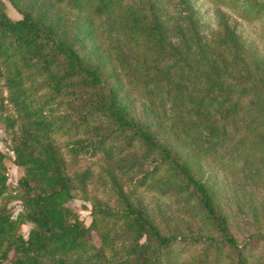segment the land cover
Returning a JSON list of instances; mask_svg holds the SVG:
<instances>
[{
    "label": "rangeland",
    "instance_id": "374dc122",
    "mask_svg": "<svg viewBox=\"0 0 264 264\" xmlns=\"http://www.w3.org/2000/svg\"><path fill=\"white\" fill-rule=\"evenodd\" d=\"M0 1L8 17L29 13L98 65L103 85L114 88L126 110L203 182L233 240L207 217L174 169L146 157V171L118 177L170 238L159 255L155 243L128 228L102 153L71 152L68 143L85 134L66 121L48 138L74 186L66 205L90 227V243L103 248V264H238L239 256L246 264H264V0H114L107 9L96 0ZM0 71L3 111L16 116L3 66ZM29 75L25 86H37L36 96L42 95V77ZM49 106V118L64 110L55 101ZM12 145L0 121L6 182L15 186L22 169ZM126 150L142 155L136 142ZM16 196L15 189L0 195V206L12 216L21 208ZM30 226L20 225L23 237Z\"/></svg>",
    "mask_w": 264,
    "mask_h": 264
},
{
    "label": "trees",
    "instance_id": "16d2710c",
    "mask_svg": "<svg viewBox=\"0 0 264 264\" xmlns=\"http://www.w3.org/2000/svg\"><path fill=\"white\" fill-rule=\"evenodd\" d=\"M96 1L98 8L107 9L114 0ZM0 66L4 68L8 101L16 113H4L0 100V121L11 133L13 161L22 169L16 185H8L0 151V195L15 189L21 200L14 216L0 206V264H103V248L90 243V227L66 205L74 186L63 169L62 156L48 138L66 121L77 131L82 127L85 134L68 143L71 152L102 153L108 179L123 203L121 215L128 228L155 243L159 255L167 251L170 238L159 232L145 209L123 190L118 177L121 172L132 175L146 171V157L157 163L164 161L174 169L207 217L233 241L225 217L215 209L203 182L148 124L126 110L114 88L103 85L98 65L86 61L70 42L57 38L50 25L29 13L8 17L1 1ZM29 74L42 77L38 86L45 89L42 95L36 96L37 86H25ZM52 101L62 103L64 110L49 118L45 110L51 109ZM16 123L18 128H14ZM133 142L139 145L141 156L124 153ZM84 180L82 172L77 184L82 187ZM91 219L90 226L95 216ZM24 222L31 223L25 237L20 232ZM237 263L246 264V260L239 256Z\"/></svg>",
    "mask_w": 264,
    "mask_h": 264
}]
</instances>
